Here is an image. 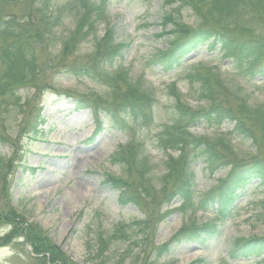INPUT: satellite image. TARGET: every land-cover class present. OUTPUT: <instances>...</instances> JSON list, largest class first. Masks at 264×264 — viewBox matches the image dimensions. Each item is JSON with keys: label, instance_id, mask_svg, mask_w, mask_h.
<instances>
[{"label": "rangeland", "instance_id": "obj_1", "mask_svg": "<svg viewBox=\"0 0 264 264\" xmlns=\"http://www.w3.org/2000/svg\"><path fill=\"white\" fill-rule=\"evenodd\" d=\"M168 1L102 0L104 19L98 23L96 35L83 41L66 60V63L84 64L86 57L94 51L96 38L101 39L108 29H112L115 41L126 45L124 58L116 66L127 69L133 82L142 81L144 89L156 95L151 124L129 123L125 132L114 127L102 113L101 129L96 132L94 111L82 107L81 101L86 97L96 99L108 88L88 77L59 74L60 70L52 64L45 67L47 86L41 92L21 89L17 93L22 104L27 99L32 104L26 115L11 108L3 112L0 156L9 162V167L5 168L3 179L0 177V211L9 204L25 222L40 226L75 264H91L95 259L100 229L109 237L121 224L129 225L149 217L147 210L136 205H120L117 192L105 186L103 181L105 174L122 175L121 167L113 164L111 157L134 139L144 144V155L151 163L149 174L159 189L158 180L166 173L164 165L168 155L178 156V153L159 146V135L170 124L175 103L172 84L191 108L199 109L205 103L199 99V85L191 83L188 75L200 65H219L218 72L228 86L243 89L251 105L264 104V80L235 75L230 61L222 60L221 54L206 45L200 46L173 72H164L153 65L151 58L168 46L166 36L160 37L163 17L172 14L187 24L194 21L191 13L179 10L178 5H167ZM65 2L50 0L48 5L55 11L54 7L63 6ZM17 11L14 7L5 8L6 13ZM65 15L54 27L55 36L47 37L45 41V60L60 54L63 42L73 30L75 17L72 13ZM39 107H43L40 115L44 123L36 131L35 118ZM233 127L230 122L219 126L202 124L190 131L195 136L214 139ZM228 137L240 156L247 160L252 157L255 147L251 141ZM192 167L197 177V196L209 191L227 172L223 170L210 175L201 160L195 161ZM181 202L178 198L170 208L163 206L161 209L159 204L154 214L159 215L160 210L163 216L161 221L150 224L146 246L135 238L128 241L119 237L107 246L103 258L109 264L122 257L125 264H264V256L251 254L234 261L228 259L236 240L264 238V187L259 181H254L245 191L221 224V238L207 242L204 248L195 243H183L172 255L155 262L154 246L164 245L187 224L204 225L215 219L211 210H180ZM167 209L172 211L165 217ZM9 230L10 227L0 225V238ZM135 234L129 233V236L133 238ZM0 264L38 263L30 254L28 245L17 240L16 244L0 247Z\"/></svg>", "mask_w": 264, "mask_h": 264}, {"label": "trees", "instance_id": "obj_2", "mask_svg": "<svg viewBox=\"0 0 264 264\" xmlns=\"http://www.w3.org/2000/svg\"><path fill=\"white\" fill-rule=\"evenodd\" d=\"M101 1L66 0L63 6L54 7L53 11V7L48 5L50 0H0L1 122L7 108L18 110L23 115L32 109L30 101L27 99L22 104L17 93L21 89L41 92L47 86L45 67L52 64L60 70L59 74L88 77L108 88L96 99L86 97L81 101L82 107L94 111L98 129L101 128L102 113L114 127L125 132L129 123L139 126L152 123L156 95L145 90L142 81L133 82L127 69L116 66L124 58L126 45L115 41L112 29H108L101 39L96 38L94 51L86 57L84 64L66 63L83 41L96 35L98 23L104 19ZM167 5H178L179 10L191 13L194 21L187 24L172 14L163 17L160 37L166 36L168 46L151 58L153 65L164 72H173L181 67L187 56L206 45L211 51L222 54L223 60H231L235 75L264 79V0H169ZM7 7L18 11L6 13ZM67 13L75 17L73 30L63 42L60 54L45 60V41L47 37L55 36L54 27ZM219 69V65H200L190 71L188 79L199 85V99L205 103L199 109L191 108L172 84L175 103L170 124L159 135V146L178 153V156L168 155L164 165L166 173L158 180L159 189L149 174L151 163L144 155L143 143L133 139L112 155V163L121 167L122 175L107 174L103 184L117 192L120 205H136L147 210L149 217L130 225L121 224L109 237L100 229L96 239L98 254L91 264H109L103 255L107 246L119 237L128 241L135 238L146 246L150 224L161 221L163 216L160 210L155 216L157 207L161 204L160 209L163 206L169 208L178 198L182 200L180 210H211L215 219L204 225L187 224L167 243L154 246L152 255L155 262L172 255L183 243H195L204 248L207 242L221 238L220 223L230 216L236 202L253 182L259 181L264 187V104L251 105L244 90L228 86ZM42 108L37 109L36 130L43 122ZM224 122L233 124V130L214 139L195 136L190 131L191 127L202 124L219 126ZM0 133V140H3V133ZM228 136L251 141L255 147L252 157L247 160L240 156ZM197 160L205 164V171L210 175L227 170L216 186L198 196L195 191L197 177L192 167ZM8 167L9 162L0 156L2 179ZM7 206L0 211V225L8 226L10 230L0 238V247L23 239L38 256L35 258L38 264H75L40 226L25 222L9 204ZM168 214L170 211L165 217ZM129 233L136 234L132 238ZM247 254L264 256V238L236 240L228 259L238 260ZM125 262L122 257L110 264Z\"/></svg>", "mask_w": 264, "mask_h": 264}]
</instances>
